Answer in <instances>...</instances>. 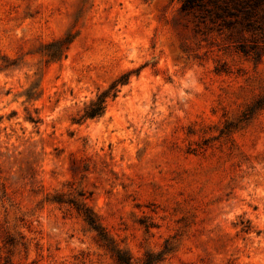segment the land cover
Returning a JSON list of instances; mask_svg holds the SVG:
<instances>
[{"label":"rangeland","instance_id":"obj_1","mask_svg":"<svg viewBox=\"0 0 264 264\" xmlns=\"http://www.w3.org/2000/svg\"><path fill=\"white\" fill-rule=\"evenodd\" d=\"M181 5L0 0V264H118L78 205L135 263L264 264V53Z\"/></svg>","mask_w":264,"mask_h":264},{"label":"trees","instance_id":"obj_2","mask_svg":"<svg viewBox=\"0 0 264 264\" xmlns=\"http://www.w3.org/2000/svg\"><path fill=\"white\" fill-rule=\"evenodd\" d=\"M181 10L203 19L202 21L209 19L212 22H216L220 19L225 20L227 17H233L235 19L233 21L240 24L242 31L252 34L250 39L245 38L243 35L242 39L237 43V48L245 54H252L257 59L263 55L264 47L260 42L264 43V0H182ZM233 21L228 22L232 23ZM69 37L56 40L54 44H59V48L51 54H57L68 44L71 40ZM104 96H106L105 92L99 96L97 102L91 104L86 111V115L96 116L103 112ZM78 207L83 210L84 217L90 226L99 232L101 239L104 240V245L113 252L118 264L154 263L153 255L151 254H148L143 261L133 262L126 252L113 245L96 214L88 207L82 205H78Z\"/></svg>","mask_w":264,"mask_h":264}]
</instances>
